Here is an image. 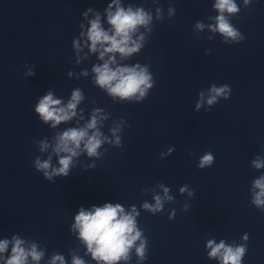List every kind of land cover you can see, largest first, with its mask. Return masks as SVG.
<instances>
[{
	"label": "clouds",
	"instance_id": "obj_1",
	"mask_svg": "<svg viewBox=\"0 0 264 264\" xmlns=\"http://www.w3.org/2000/svg\"><path fill=\"white\" fill-rule=\"evenodd\" d=\"M116 5L115 11H111V5L107 12L108 24L110 30L102 28L99 16L90 21V28L87 32V39L90 41V51L99 52V59L104 60L108 54L119 53L121 57H128L139 51L142 47L141 41L144 39L141 35L138 39H133V34L142 26H147L151 22V15L146 13L142 8L135 11L131 7L125 10L119 5V0H114ZM248 3V0H245ZM219 15L215 17V25H210L213 32L221 33L226 40L232 41L243 40L239 31H237L226 18L224 13L235 14L239 11L234 0H216L214 4ZM159 12V10H158ZM171 12V10H170ZM198 29H202V24H197ZM111 33V34H110ZM79 46L77 45V48ZM116 63L115 56L109 55L102 65L94 66L95 83L102 89H105L109 95L119 97L120 99H137L142 98L147 89L152 87L151 76L147 68H142L138 64L133 67L111 65ZM28 75H33L30 71ZM230 88L228 85L216 87L213 85L210 89L211 95L207 103L214 104L218 97H228ZM138 94V95H137ZM82 94L79 89L72 92L71 99L66 105H62L60 99L53 97L52 92L44 95L37 104L35 112L39 114V118L45 122H51V127L56 128L62 122H68L77 115V105L82 100ZM203 100V93H201ZM200 104H197V108ZM99 109L93 112L91 119L84 127L68 128L55 137L53 152L59 156V168H53L49 172L50 158L41 162L36 160L37 170L43 171L44 176L49 180L53 176H67L70 166L73 164V158L77 157L81 152H86L88 156H99L98 149L104 142L102 133L98 129L99 120L103 117L98 116ZM113 134L117 129H113ZM91 133V134H90ZM119 144V137L116 141ZM49 148V144L41 142L40 150L45 151ZM64 155H61V154ZM213 156L211 153H205L200 159L199 167L204 168L211 165ZM257 169L264 167V163L259 160L253 162ZM254 187L259 189L255 195L254 203L257 206L264 205V177L256 179ZM185 188H181V192ZM165 198L171 199L167 195L168 189H164ZM155 206L145 203L144 208L155 212L161 209L162 202L159 196L155 197ZM136 209L133 208L130 213H125L124 208L119 205L105 204L103 207H93L91 211L81 209L75 217V224L72 226L79 231L80 240L87 246V250L91 253L92 258L102 264H116L117 261L128 259V253L134 246L135 242L140 239L141 233L136 227ZM247 237H245L246 239ZM10 241H0V253H4L8 249ZM11 255L5 260V264H28L29 257L32 261L38 262L43 252L37 251V247L33 244L30 248L24 247V241L14 237L11 241ZM208 248L211 249L209 256L218 258L221 264H241V258L245 254L244 246L231 247L226 246L223 241L215 244L213 241L208 242ZM137 254L141 257L144 253V245L136 249ZM64 264L61 256H54L51 264ZM72 264H84L80 258L73 257Z\"/></svg>",
	"mask_w": 264,
	"mask_h": 264
}]
</instances>
